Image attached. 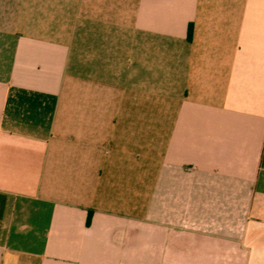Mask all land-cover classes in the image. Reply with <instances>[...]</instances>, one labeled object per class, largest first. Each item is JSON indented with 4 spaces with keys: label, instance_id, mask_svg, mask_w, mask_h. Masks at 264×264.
<instances>
[{
    "label": "crops",
    "instance_id": "0c3cea01",
    "mask_svg": "<svg viewBox=\"0 0 264 264\" xmlns=\"http://www.w3.org/2000/svg\"><path fill=\"white\" fill-rule=\"evenodd\" d=\"M0 264H264V0H0Z\"/></svg>",
    "mask_w": 264,
    "mask_h": 264
}]
</instances>
